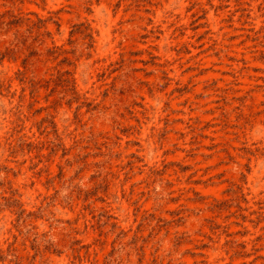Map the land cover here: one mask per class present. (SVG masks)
<instances>
[{"label": "rangeland", "instance_id": "obj_1", "mask_svg": "<svg viewBox=\"0 0 264 264\" xmlns=\"http://www.w3.org/2000/svg\"><path fill=\"white\" fill-rule=\"evenodd\" d=\"M0 264H264V0H0Z\"/></svg>", "mask_w": 264, "mask_h": 264}]
</instances>
